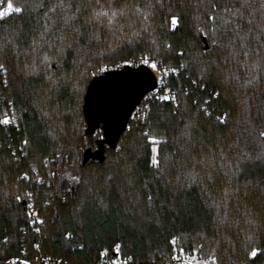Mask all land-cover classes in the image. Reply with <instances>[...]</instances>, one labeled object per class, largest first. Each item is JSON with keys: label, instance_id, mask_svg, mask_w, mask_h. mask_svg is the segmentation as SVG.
<instances>
[{"label": "trees", "instance_id": "16d2710c", "mask_svg": "<svg viewBox=\"0 0 264 264\" xmlns=\"http://www.w3.org/2000/svg\"><path fill=\"white\" fill-rule=\"evenodd\" d=\"M125 1L12 0L22 11L0 19V119L11 106L18 127L0 125V264L31 241L64 264L116 244L153 264L174 236L207 264H264V0H131L105 32L93 12ZM139 55L176 69L177 104L152 100L117 151L83 164L93 68ZM27 190L40 228L23 234Z\"/></svg>", "mask_w": 264, "mask_h": 264}, {"label": "water", "instance_id": "95a60500", "mask_svg": "<svg viewBox=\"0 0 264 264\" xmlns=\"http://www.w3.org/2000/svg\"><path fill=\"white\" fill-rule=\"evenodd\" d=\"M137 67L124 65L95 74L89 80L82 104L85 133L92 135L100 130L101 136L96 139L95 150L84 151L83 164L89 159L102 160L106 147L115 148L126 131L132 111L146 94L141 95L138 80L130 75Z\"/></svg>", "mask_w": 264, "mask_h": 264}, {"label": "built area", "instance_id": "2783aa9c", "mask_svg": "<svg viewBox=\"0 0 264 264\" xmlns=\"http://www.w3.org/2000/svg\"><path fill=\"white\" fill-rule=\"evenodd\" d=\"M6 4L2 8H5ZM144 56H148V55H139L137 57L126 58L120 61H116L106 66V68L107 70L120 69L124 65H127L124 63L125 60H133L135 65L138 66L140 60ZM130 66H133V65H130ZM167 78L168 76H165L163 78L162 84L157 83L155 88L161 89V90L156 93L155 97L150 96L147 93L143 96L141 101L137 104V106L132 111L129 117L128 123H127V128L129 125L134 124V123L142 124L146 119V111H147L149 103L154 99L161 100L159 98L160 96H163L167 93H171L174 99H168V100H172L175 104H177L175 93L171 91L169 86L167 85ZM5 114L14 117L13 123L6 125V127L7 128L13 127L17 129L18 128L17 122H16L15 115L13 113L11 106H9L8 109H5L4 115ZM9 146L11 147L10 144ZM12 152H14V149H12ZM26 177L28 176L26 175ZM24 203L26 206V219H25V223L21 225L20 230L23 234H26L28 232L37 233L39 231H36V229L40 228V219L38 216L37 209L35 207L33 194L29 190L26 191V197L24 199ZM29 205H32V207L29 208L28 207ZM37 245L39 246L37 241H31L29 243H21L20 247L18 248V252L16 254H13L5 258L2 264H25V262H27V264H64V260L61 257L55 256V255H52L46 252H42L40 251V248L37 247ZM174 254H178V253H173L171 256L167 258L155 261L153 264H177V261L172 259ZM117 261H118V264H138V262L134 260L130 255H124L120 253L117 250V244L113 247V250H109L107 248L101 249L98 254L95 264H114V262H117ZM181 264H183L182 261H181Z\"/></svg>", "mask_w": 264, "mask_h": 264}, {"label": "snow or ice", "instance_id": "6c2138e0", "mask_svg": "<svg viewBox=\"0 0 264 264\" xmlns=\"http://www.w3.org/2000/svg\"><path fill=\"white\" fill-rule=\"evenodd\" d=\"M99 2V0H98ZM62 6V5H61ZM22 11V8L13 6L12 0H8L7 6L5 8L0 9V19H3L4 17L15 13H20ZM52 11H55V6L53 7ZM118 13L115 10L109 9V10H101V11H94L93 12V18L97 21H101L102 18H107L108 21V27L111 30L113 21L117 17ZM212 19H215V17H212ZM173 22L175 23V18H173ZM65 23H68V20H65ZM247 54V53H246ZM125 64L127 65H133L134 67H137L133 60H125ZM101 73L107 71L106 67H101L99 69ZM175 68H168L166 66H163V61L152 58L150 56H144L140 62L139 66L137 67V70L130 75L134 78H136L139 82L140 87L142 88L141 95L147 93L150 96L155 97L156 93L159 92L161 89L155 88V85L157 83H163V78L165 76H168L171 72H175ZM95 74V73H94ZM161 100H168V99H174V97L171 95V93H167L163 96L159 97ZM14 117L9 116L5 114L2 119H0V125H9L13 123ZM260 136L264 137V132H260ZM149 140L155 142V137L149 136ZM27 143V141H25ZM153 153L156 152V148L153 147L152 149ZM152 162L154 165L158 164V161L155 156L152 158ZM31 195V194H29ZM17 200H20L21 198L19 196H16ZM29 208L32 207V205L28 206ZM42 223V221H41ZM36 231H39V228L36 229ZM71 235V234H69ZM180 238L177 236H174L170 243L173 246V252L178 253L174 254L172 259L177 261V264H181V261L183 264H207V261H201L198 258L197 252L198 247H194L191 251H186L184 247L179 246ZM37 247H39L37 245ZM117 250H119V245H117ZM103 254V253H102ZM252 256L256 255V250L254 249L251 253ZM130 259V258H129ZM213 262H214V258ZM27 264V262H25ZM114 264H118L117 262H114Z\"/></svg>", "mask_w": 264, "mask_h": 264}, {"label": "rangeland", "instance_id": "374dc122", "mask_svg": "<svg viewBox=\"0 0 264 264\" xmlns=\"http://www.w3.org/2000/svg\"><path fill=\"white\" fill-rule=\"evenodd\" d=\"M8 3V2H7ZM130 3H131V0H126L125 1V5H124V7H122V8H120L121 10H119L118 12L119 13H122V16H127L129 13H128V11L131 9L130 7H128L129 5H130ZM6 6H7V4H6ZM53 7L54 6H52L50 9H51V11H52V9H53ZM56 7V6H55ZM56 11H52V14L53 13H55ZM119 17H121V16H119ZM135 18V17H134ZM57 23V22H56ZM103 29L105 30V32H108V31H110V29H109V27H108V24L107 25H105V27H103ZM67 29L65 28V31H66ZM62 30H60V32H61ZM116 33H117V31H116ZM61 46H63V44L61 43ZM112 48H114V47H112ZM103 61H100V62H98V63H96V65H95V67L93 68V70H92V73L94 72L95 74H98V73H101L100 71H99V69L101 68V67H106V66H108V65H110V64H112V63H109V64H103L102 63ZM94 74V75H95ZM77 88V85H76V83H74V89H76ZM85 90V89H84ZM80 92H81V90H80ZM85 92V91H84ZM79 93V92H78ZM75 95L77 96V94H74V100H75V103H78V105H76L75 104V106H74V109H76V110H78V108L80 107V103L81 104H83V101H81V102H79V98H80V96H78V98L77 97H75ZM83 97V96H82ZM78 100H77V99ZM76 100H77V102H76ZM74 116L76 115V112L75 111H73V113H72ZM75 120H76V124H75V127H74V129L75 130H83L85 127H86V123H83L82 121H83V116L82 117H80L79 118V116L77 117V115H76V118H75ZM71 126H72V123H71ZM71 130H73V129H71ZM85 136V135H84ZM101 136V131L100 130H97L94 134H92L91 136H85V137H82L83 139H82V146H86L87 145V143L89 142V141H92V142H94V140L96 139V138H98V137H100ZM84 141V142H83ZM157 141V139H155V142ZM81 145V144H80ZM154 146V145H153ZM155 147V146H154ZM119 149V145L117 144V146L113 149L114 151H117ZM203 156H206V154L204 153V155ZM199 158H203L201 155H199L198 156ZM204 159V158H203ZM212 175H214V177H213V179H215L216 178V175H217V168L215 167V170H213L212 171ZM212 179V180H213Z\"/></svg>", "mask_w": 264, "mask_h": 264}]
</instances>
